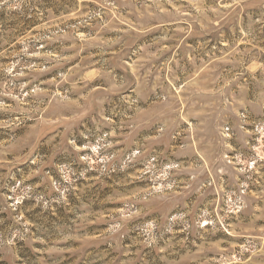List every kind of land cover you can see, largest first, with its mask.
I'll use <instances>...</instances> for the list:
<instances>
[{"label":"rangeland","instance_id":"374dc122","mask_svg":"<svg viewBox=\"0 0 264 264\" xmlns=\"http://www.w3.org/2000/svg\"><path fill=\"white\" fill-rule=\"evenodd\" d=\"M0 264H264V0H0Z\"/></svg>","mask_w":264,"mask_h":264}]
</instances>
